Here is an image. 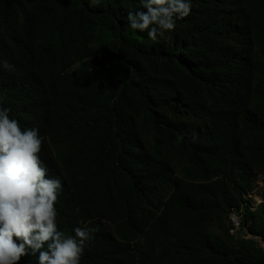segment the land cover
I'll use <instances>...</instances> for the list:
<instances>
[{"label": "trees", "instance_id": "16d2710c", "mask_svg": "<svg viewBox=\"0 0 264 264\" xmlns=\"http://www.w3.org/2000/svg\"><path fill=\"white\" fill-rule=\"evenodd\" d=\"M238 2L196 0L153 42L127 21L140 0H0V106L39 130L58 228L98 229L80 264H141L168 236L170 264H264L228 222L264 175V0Z\"/></svg>", "mask_w": 264, "mask_h": 264}, {"label": "clouds", "instance_id": "9594fccd", "mask_svg": "<svg viewBox=\"0 0 264 264\" xmlns=\"http://www.w3.org/2000/svg\"><path fill=\"white\" fill-rule=\"evenodd\" d=\"M213 1L226 12L243 16L238 0ZM101 2L90 0V6ZM140 2L146 11H129L127 21L131 29L147 32L153 42H158V36L165 32L174 31L176 20L191 17L197 7L196 0ZM256 48L259 58L263 59L264 46L259 43ZM3 67L10 70L11 66L4 61ZM9 112V108L0 106V264H19L22 257L36 253L37 264H80L86 242L98 229L76 227L74 235H66L58 228L55 204L63 188L61 179L49 177L40 158L43 140L39 130L22 129ZM257 176L253 178L252 189L256 188ZM263 195L264 190L255 202L247 198L248 210L230 213L231 235L263 242L251 230L255 220L251 213L264 204ZM163 240L155 243L148 253L149 259L141 264L179 261L183 250L181 239L168 236Z\"/></svg>", "mask_w": 264, "mask_h": 264}, {"label": "rangeland", "instance_id": "374dc122", "mask_svg": "<svg viewBox=\"0 0 264 264\" xmlns=\"http://www.w3.org/2000/svg\"><path fill=\"white\" fill-rule=\"evenodd\" d=\"M263 190H264V175L258 174L256 179V188L251 189V191L247 194V198H249L250 200L253 199V201L255 202L257 198H261L260 195L263 193ZM258 242L259 241L257 240V243ZM259 244L264 249V243L259 242Z\"/></svg>", "mask_w": 264, "mask_h": 264}, {"label": "bare ground", "instance_id": "6f19581e", "mask_svg": "<svg viewBox=\"0 0 264 264\" xmlns=\"http://www.w3.org/2000/svg\"><path fill=\"white\" fill-rule=\"evenodd\" d=\"M233 19H237V18H233ZM236 58H238V56Z\"/></svg>", "mask_w": 264, "mask_h": 264}]
</instances>
